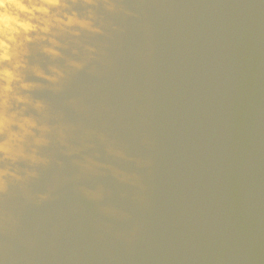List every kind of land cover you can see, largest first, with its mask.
I'll use <instances>...</instances> for the list:
<instances>
[{"label":"water","instance_id":"water-1","mask_svg":"<svg viewBox=\"0 0 264 264\" xmlns=\"http://www.w3.org/2000/svg\"><path fill=\"white\" fill-rule=\"evenodd\" d=\"M63 12L100 31L50 18L0 100L24 125L0 160L16 264H264V3Z\"/></svg>","mask_w":264,"mask_h":264},{"label":"clouds","instance_id":"clouds-1","mask_svg":"<svg viewBox=\"0 0 264 264\" xmlns=\"http://www.w3.org/2000/svg\"><path fill=\"white\" fill-rule=\"evenodd\" d=\"M264 3V0H261ZM65 8V0H0V100L3 106L7 103L10 93H14L15 85L19 81L17 70L21 67L17 57L19 49L31 43L34 39L41 38L40 33L51 31L50 18L55 17L61 23L77 24L90 31L99 32L91 20L78 18L75 12L69 14L60 10ZM57 11H53V10ZM66 18V19H65ZM55 55L60 53L52 50ZM79 67V65H78ZM54 79L53 77H48ZM21 87L27 88V84ZM17 100L22 97L17 96ZM24 123L36 128V123L30 117H24ZM11 121L0 111V160L8 158V139L15 135L17 128L23 124L12 125ZM9 169L0 167V195L7 191L6 177L11 175ZM0 264H16L9 254L7 245L0 239Z\"/></svg>","mask_w":264,"mask_h":264}]
</instances>
